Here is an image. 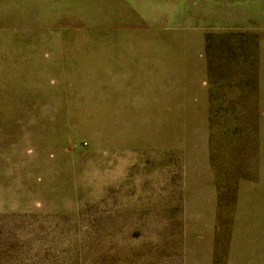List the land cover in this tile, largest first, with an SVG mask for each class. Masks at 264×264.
<instances>
[{
	"label": "rangeland",
	"instance_id": "obj_1",
	"mask_svg": "<svg viewBox=\"0 0 264 264\" xmlns=\"http://www.w3.org/2000/svg\"><path fill=\"white\" fill-rule=\"evenodd\" d=\"M0 264H264V0H0Z\"/></svg>",
	"mask_w": 264,
	"mask_h": 264
}]
</instances>
